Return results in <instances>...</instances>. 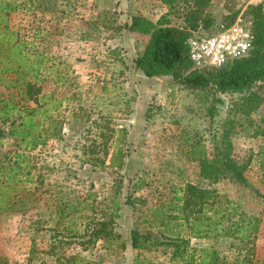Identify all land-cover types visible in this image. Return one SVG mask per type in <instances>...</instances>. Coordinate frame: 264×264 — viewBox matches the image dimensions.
<instances>
[{
  "label": "rangeland",
  "instance_id": "1",
  "mask_svg": "<svg viewBox=\"0 0 264 264\" xmlns=\"http://www.w3.org/2000/svg\"><path fill=\"white\" fill-rule=\"evenodd\" d=\"M13 1L19 9L12 24L65 72L64 84L50 79L45 87L62 101L52 111L61 114L64 126L61 138L33 151L28 208L0 212V256L10 264H73L69 259L77 256L87 264H187L196 248L195 264H203V255L212 264H232L245 253L240 240L193 237L184 220L172 218L182 213L175 195L193 182L227 194L234 206L259 218L255 256L264 261V176L258 154L264 137L253 135L256 126H263L264 81L252 87L260 106L249 110L239 93L194 90L174 83L172 76L148 78L136 68L134 58L149 35L130 31L132 16L157 21L165 15L182 26L183 2ZM256 2L264 0H212L209 11L217 22L232 20ZM0 91L7 92L3 87ZM228 119L236 126L234 155L251 158L246 176L252 187L232 178L211 182L192 159L193 143L199 144L201 155H214ZM0 126L8 131L10 124L0 119ZM119 147L126 163L114 167L111 161ZM19 149L15 138H0V152ZM137 197L143 202L127 201ZM116 210L118 216L111 219ZM133 229L152 240L188 238L191 247L180 257L173 247L156 243L134 248Z\"/></svg>",
  "mask_w": 264,
  "mask_h": 264
},
{
  "label": "trees",
  "instance_id": "2",
  "mask_svg": "<svg viewBox=\"0 0 264 264\" xmlns=\"http://www.w3.org/2000/svg\"><path fill=\"white\" fill-rule=\"evenodd\" d=\"M171 6L183 2L186 11L185 24L174 25L162 15L157 21L144 15H134L127 24L131 31L148 34L149 40L134 59L137 68L146 76L155 77L170 75L176 84L190 89L222 91L241 94L243 105L249 110L257 109L261 98L252 91L258 81H264V2L248 5L243 12L244 20L250 22L254 33L252 50L227 64L213 69H198L189 58L188 39L194 31L200 28L211 29L216 18L209 11L212 0H164ZM19 9V4L13 0H0V87L7 90L0 91V119L9 123L6 131L0 126V138L5 134L15 138L20 147L14 152H0V212H14L26 210L29 206L28 193L31 188L27 182L32 178L31 159L39 146H43L50 139L61 138L63 135V118L55 108L62 105L54 93L45 90L46 82L53 79L58 86L64 84L65 72L47 53L46 50L34 49V42L21 36L19 30L12 24V14ZM238 16L236 12L232 17ZM215 101L222 102L221 98ZM33 102V104H30ZM215 104L211 105L210 115L214 118ZM53 110V111H52ZM228 119L224 122L220 140L215 144L212 157L201 155L198 143L191 148L192 159L200 165V174L211 182L222 178H232L245 186L252 187L246 171L251 158L240 160L234 155L232 136L236 126ZM263 126L254 128V136L264 137ZM261 167L264 176V140L259 146ZM125 154L119 147L113 156L111 165L122 167L125 165ZM142 187V183L138 185ZM256 190V189H255ZM183 193L175 195L181 203V214H173V219H182L189 226L193 237H210L226 235L235 237L243 243L242 250L232 264H264L255 256V238L259 230V218L238 209L227 194L216 189L201 187L188 182ZM257 191V190H256ZM264 197V196H263ZM130 203L143 202L141 198H128ZM118 216V211L111 213V219ZM106 228V224H103ZM104 228V229H105ZM97 233H102L99 230ZM152 241V242H151ZM151 243V244H150ZM171 246L174 255L183 256L189 252L190 239L181 237L156 238L131 231V244L134 248H147L154 244ZM196 248L187 264H195ZM85 259L72 257L73 264ZM201 263L212 264L213 261L203 255ZM0 264H10L0 256Z\"/></svg>",
  "mask_w": 264,
  "mask_h": 264
},
{
  "label": "built area",
  "instance_id": "3",
  "mask_svg": "<svg viewBox=\"0 0 264 264\" xmlns=\"http://www.w3.org/2000/svg\"><path fill=\"white\" fill-rule=\"evenodd\" d=\"M243 14L218 21L211 29L200 28L188 39L189 58L195 68L213 69L248 54L254 44L250 22Z\"/></svg>",
  "mask_w": 264,
  "mask_h": 264
},
{
  "label": "crops",
  "instance_id": "4",
  "mask_svg": "<svg viewBox=\"0 0 264 264\" xmlns=\"http://www.w3.org/2000/svg\"><path fill=\"white\" fill-rule=\"evenodd\" d=\"M130 31H131V30H130ZM131 32L136 33L135 31H131ZM145 46H146V45H145ZM144 48H145V47H144ZM144 48H143V49H144ZM143 49L140 50V52L143 51ZM140 52H139V53H140ZM139 53H138V54H139ZM138 54H137V55H138ZM136 57H137V56H135V58H136ZM135 58H134V59H135ZM136 68H137V67H136ZM138 69H139V68H138ZM139 70H140L141 72H143L141 69H139ZM143 73H144V72H143ZM144 75H145V74H144ZM145 76H146V75H145ZM164 76H170V75H160V76H155V77H164ZM147 77H148V76H147ZM123 99H125L124 96H123Z\"/></svg>",
  "mask_w": 264,
  "mask_h": 264
}]
</instances>
